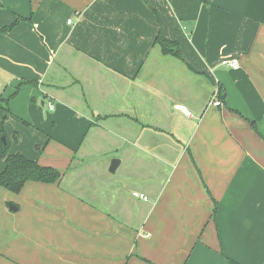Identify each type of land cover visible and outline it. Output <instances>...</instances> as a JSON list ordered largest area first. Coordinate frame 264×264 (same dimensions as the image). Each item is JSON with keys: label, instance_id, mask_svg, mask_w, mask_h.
<instances>
[{"label": "crops", "instance_id": "crops-1", "mask_svg": "<svg viewBox=\"0 0 264 264\" xmlns=\"http://www.w3.org/2000/svg\"><path fill=\"white\" fill-rule=\"evenodd\" d=\"M21 82L10 153L63 176L0 187V264H264V0H0Z\"/></svg>", "mask_w": 264, "mask_h": 264}, {"label": "trees", "instance_id": "trees-1", "mask_svg": "<svg viewBox=\"0 0 264 264\" xmlns=\"http://www.w3.org/2000/svg\"><path fill=\"white\" fill-rule=\"evenodd\" d=\"M20 21V20H18ZM18 22L12 26L6 27L4 31H10ZM161 48L162 54L165 56H172L174 58L183 60L181 49L177 42L166 40L163 36H158L156 40ZM27 83L35 82H21L16 87L13 95L5 98L0 96V111L11 115L10 102L19 93L21 86ZM218 96L223 99L225 96L222 90L219 89ZM25 125L30 126L28 122ZM252 127L256 129L255 123H251ZM6 138L4 141L3 138ZM11 141L7 136L5 122H0V160L5 161V169L0 171V187L7 191L19 194L28 183H42V184H56L62 179V172L52 166H44L38 160H32L22 153L11 154Z\"/></svg>", "mask_w": 264, "mask_h": 264}, {"label": "built area", "instance_id": "built-area-1", "mask_svg": "<svg viewBox=\"0 0 264 264\" xmlns=\"http://www.w3.org/2000/svg\"><path fill=\"white\" fill-rule=\"evenodd\" d=\"M222 65L227 67V68L237 69L239 67V62L237 60L224 61V62H222ZM216 96H217V93H216ZM211 104L214 105V106H218V107L222 106V103L219 100H217L216 98H214L212 100ZM50 108L51 109L54 108L52 104H50ZM176 109L181 111V112H183L185 114V116L192 117V112L187 108V106L178 105V106H176ZM133 196L136 197V198H139V199H141L143 201H147L148 200V198H147V196L145 194H141V193L135 192V193H133Z\"/></svg>", "mask_w": 264, "mask_h": 264}, {"label": "water", "instance_id": "water-1", "mask_svg": "<svg viewBox=\"0 0 264 264\" xmlns=\"http://www.w3.org/2000/svg\"><path fill=\"white\" fill-rule=\"evenodd\" d=\"M3 140L5 141L6 138L4 137ZM119 164H120V160H118V159L112 160V164H111V167H110V172L111 173H115V171H116V169H117ZM10 209L11 210H16L17 208L10 204Z\"/></svg>", "mask_w": 264, "mask_h": 264}, {"label": "rangeland", "instance_id": "rangeland-1", "mask_svg": "<svg viewBox=\"0 0 264 264\" xmlns=\"http://www.w3.org/2000/svg\"><path fill=\"white\" fill-rule=\"evenodd\" d=\"M96 172H98V171H96ZM97 176V175H96Z\"/></svg>", "mask_w": 264, "mask_h": 264}]
</instances>
